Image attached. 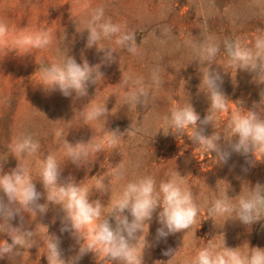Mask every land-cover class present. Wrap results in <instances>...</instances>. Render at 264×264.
<instances>
[{
    "label": "rangeland",
    "instance_id": "rangeland-1",
    "mask_svg": "<svg viewBox=\"0 0 264 264\" xmlns=\"http://www.w3.org/2000/svg\"><path fill=\"white\" fill-rule=\"evenodd\" d=\"M98 6H103L105 17L135 33L140 48L136 55L102 40L101 46L115 48V59L109 62L95 45L86 47L85 21ZM0 21L9 26L8 34L0 40V174L10 173L20 162L41 194L37 203H48L40 176L41 161L53 155L60 167L58 184L71 178L87 187L90 201L99 200L104 206L99 220L86 225L81 234L90 243L96 226L111 212L110 201L119 198L123 185L137 177L152 176L158 187L177 171L199 205L196 222L188 230L159 238L157 229L162 225L158 207L146 222L144 232L138 233L142 236L137 255L142 256V264H188L197 250L212 239L217 245L225 241L226 247H241L245 252L248 247L264 249V218L246 225L227 216L217 215L214 221L208 217L211 201L228 185L230 198L237 197L241 191L247 193L257 183L264 185V149H258L254 155L235 152L223 134L234 113L254 106L264 113L261 97L264 83L256 81L255 72L236 69L224 48L225 40L239 38L251 46L258 34H264V0H0ZM165 28L170 31L166 42L161 43L157 37ZM21 30H46L52 43L40 49L18 46L15 40ZM207 35L214 36L220 45L209 70L220 75L221 81L217 83L227 105L216 114L214 124L198 121L197 130L202 128L203 135L209 137L214 132L220 133L217 143L230 153L226 163L217 162L215 152L194 143L189 138L191 128L186 133H175L172 129L167 134L164 132L167 127L164 117L174 105L189 102L201 120L208 114L210 101L201 90L203 86L200 89L201 65L194 60L193 50L186 43L187 40L198 43ZM66 54L77 63L86 59L90 66L101 65L103 78L88 84L86 96L72 93L66 97L58 89H46L41 66ZM156 67L160 68L162 80L159 87L151 81V72ZM122 73L143 77L145 85L151 86L146 105L124 104L129 88L121 84ZM104 103L109 113L106 118L92 121L82 118L85 106ZM131 125L132 133H127ZM117 129L124 135L110 143L108 132ZM22 135H32L40 142L38 152L15 156L13 144ZM65 141L72 146L89 142L88 155L78 162L79 166L67 155ZM96 144L101 146V151H93ZM114 173L119 174V179ZM97 180H102L108 190L102 193ZM4 199L6 202L7 198ZM65 215L61 205L51 203L44 214L39 211L17 214L10 223L34 231L33 246H17L19 254L5 255L0 258V264H48L45 246L48 235L59 238L65 261L119 264L106 260L102 251L98 254L89 251L75 260L84 241L73 234ZM124 215L131 221L130 213L125 211ZM109 222L115 226L114 218L109 217ZM65 227L68 230L62 232ZM4 240L11 243L10 236L0 232V241ZM168 249L174 250L173 255L177 251L173 259L164 254Z\"/></svg>",
    "mask_w": 264,
    "mask_h": 264
},
{
    "label": "clouds",
    "instance_id": "clouds-1",
    "mask_svg": "<svg viewBox=\"0 0 264 264\" xmlns=\"http://www.w3.org/2000/svg\"><path fill=\"white\" fill-rule=\"evenodd\" d=\"M85 29L88 32L86 47L91 48L95 45L98 51L104 52V58L109 62L115 59L113 56V53H116L115 48L101 46L102 40H109L115 46L126 48L133 55L140 50L135 33L127 31L125 25L114 23L110 17H105L103 6L92 10L89 19L85 21L83 30ZM169 31L167 28L160 31L161 35L157 38L161 43L166 42ZM8 32L9 26L0 21V40H3ZM15 43L18 46L40 49L49 46L52 37L46 30L35 32L21 30ZM186 43L193 50L194 60L199 61L201 65L200 71L203 76L200 89L203 86L201 90L208 95L210 108L208 114L201 120L189 102L183 106L174 105L164 117L166 130L162 129L167 134L169 129L175 133H186L185 130L191 128L193 131L189 138L199 147L215 152L217 162L226 163L230 153L222 150L217 143L221 139L220 133L214 132L209 137L203 135L202 128L197 130L198 121L204 125L209 122L214 124L216 114L226 109L227 98L220 91L217 83L221 81V77L218 73L209 70V66L220 51V45L212 35L205 36L198 43L194 40H187ZM224 48L230 63L236 69L255 72L256 81L264 83V34H258L251 46L243 43L239 38L225 40ZM100 67V64L90 66L86 59L82 63H77L74 57L66 54L62 59L41 66V71L46 81V89H58L66 97L72 93L77 97H83L88 94L89 83L102 80L103 73ZM151 81L156 87L161 85L159 67L152 70ZM121 84L129 88L124 104L135 106L147 104L151 86L145 85L143 77L134 78L122 73ZM261 97L264 98V92L261 93ZM81 113L82 118L87 121L99 120L109 115L105 103L85 106ZM108 133L110 143H115L119 136L124 135L118 129ZM127 133H132V125ZM223 134L233 151L242 154L252 152L254 155L258 149H264V113L257 111L256 106L253 109L234 113L226 124ZM233 138H235L234 142ZM65 144L67 155L79 166L78 162L88 155L89 142H80L72 146L65 141ZM92 148L95 152L101 151L99 144L93 145ZM39 149L40 142L32 135H22L13 144L16 157L35 154ZM114 175L119 179L118 173ZM40 176L47 191L48 203L45 204L37 203L41 194L37 192L28 170L20 162L10 173L0 174V193H3L0 196V221H2L0 232H6L11 238V243L6 240L0 241V258L19 254L17 246L22 248L33 246L35 232L24 229L23 225L13 227L10 221L22 211L30 214L39 211L44 214L48 210L49 203L61 205L66 214L64 219L70 223L73 234L84 241L75 260L89 251L96 254L102 251L106 260L117 261L119 264H142V256L137 255V245L142 236L138 233L144 232V226H148L146 222L151 220L153 212L158 207L161 209L159 222L162 225L157 229L159 238H166L169 234L190 229L199 214V205L192 191L187 187L184 177H181L177 171L171 173L167 180H162L158 187L152 176L137 177L123 185L118 199L114 202L110 201L111 212L108 218L96 226L89 243L81 234L86 225L99 220L104 206L99 200L90 201L87 187L82 186L81 183L77 184L71 178L66 183L58 184L60 167L51 154L41 161ZM228 187L220 191L211 201L208 217L214 221L217 215L227 216V219H239L246 225L264 218V185L257 183L254 187L248 188L247 193L241 191L235 198L227 195ZM97 188L103 189L102 193L108 190L102 180H97ZM4 197L7 198L6 202ZM233 200L236 202L233 203ZM125 211L130 213L131 221L124 215ZM109 217L114 218L115 226L109 222ZM66 230H68L66 227L61 229L62 232ZM212 241L213 239L199 248L188 264H264V249L248 247V251L245 252L241 247H226L225 241L222 245ZM45 246L48 264H73V260L65 261L62 258L58 237L48 235ZM173 251L168 249L164 254L171 255L173 259L177 254L175 251L173 255Z\"/></svg>",
    "mask_w": 264,
    "mask_h": 264
}]
</instances>
